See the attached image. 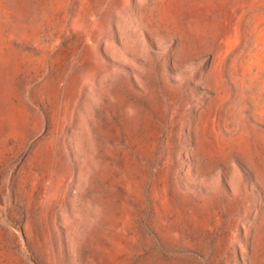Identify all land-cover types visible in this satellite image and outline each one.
<instances>
[{
	"label": "rangeland",
	"instance_id": "374dc122",
	"mask_svg": "<svg viewBox=\"0 0 264 264\" xmlns=\"http://www.w3.org/2000/svg\"><path fill=\"white\" fill-rule=\"evenodd\" d=\"M0 264H264V0H0Z\"/></svg>",
	"mask_w": 264,
	"mask_h": 264
}]
</instances>
